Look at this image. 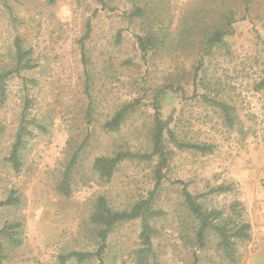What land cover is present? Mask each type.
Here are the masks:
<instances>
[{"label":"rangeland","instance_id":"obj_1","mask_svg":"<svg viewBox=\"0 0 264 264\" xmlns=\"http://www.w3.org/2000/svg\"><path fill=\"white\" fill-rule=\"evenodd\" d=\"M101 1L0 0V68L13 62L17 37L33 50L35 65L26 74L33 85L12 80L0 108V202L12 191L21 196L19 206L0 207V227L20 225L23 240L18 247L3 241L0 264L100 263H64L61 256L98 250L100 227L91 223L98 198L105 197L113 210H130L154 189L157 159L124 161L108 181L94 170V161L118 151H151L153 103L161 89H169L160 106L162 119H172L170 129L183 142L213 150L201 154L169 145L174 155L155 206L165 214L152 221L158 263L193 264L197 256L199 264H264V0H252L248 14L243 0ZM137 8L144 16L130 18ZM230 11L236 19L234 35L227 37L230 51L209 49L210 33L230 30ZM151 33L169 40L144 58L138 38ZM27 93L29 115L50 130L29 141L23 171L16 174L7 158ZM210 99L231 107L232 123ZM134 101L142 104L120 130L106 131L104 124ZM86 140L72 196L65 198L57 189L62 173ZM179 183L206 209L251 225V239L236 241L235 262L213 232L204 249L198 246V222ZM219 186L232 190L213 193ZM141 231L140 220L118 226L108 237L105 264H139Z\"/></svg>","mask_w":264,"mask_h":264},{"label":"trees","instance_id":"obj_2","mask_svg":"<svg viewBox=\"0 0 264 264\" xmlns=\"http://www.w3.org/2000/svg\"><path fill=\"white\" fill-rule=\"evenodd\" d=\"M6 1V0H5ZM56 0H49V3L54 4ZM101 1V0H99ZM246 5V13L248 14L249 8L252 4V0H243ZM104 3L103 1H101ZM105 5V3L103 4ZM108 6V5H105ZM144 9L137 8L133 11L130 18H141L144 16ZM246 18V17H245ZM245 18L243 20H245ZM228 20L230 30L225 27H218L209 36H207V42L209 49L222 48L226 51H230L231 47L228 44L227 37L234 35L233 24L236 22L235 12L230 11L228 16L225 17ZM91 34V25H88V31L82 41V50L85 54L84 42L89 39ZM140 50L145 57L149 52L156 51L159 45H166L169 40V35L161 34H148L146 36H140L138 38ZM14 58L12 63H6L0 68V108H3L8 101L9 83L16 79L21 78L25 88H28L29 84L35 82L26 76L27 73L32 71L35 67L33 64V50L27 48L21 38L15 39L14 45ZM85 63V60H84ZM264 87V82L261 84ZM172 90L173 87H169ZM169 89H161L155 96L154 109L156 111L155 124L152 128L151 139V151L142 154L140 152L133 151H118L113 156H101L97 157L94 161V170L99 174L102 180L108 181L116 173L119 165L127 160H141L152 161L158 160L155 171V186L154 189L148 194L146 198H143L132 205L130 210H113L110 208L108 201L105 197L98 198L95 206L94 213L91 217V223L100 227L97 235L100 239V245L97 251L84 252L73 251L67 255L61 256V260L65 263L68 260L75 259L78 263H83L93 258H97L100 263L105 264L104 256L109 248L108 237L110 234L120 225L129 223L132 221H141V238L142 247L139 249L137 259L139 264H149L151 258H154L155 264H159L156 258V249L152 241L156 236V232L153 228L152 221L155 218L164 216V211L157 209V196L160 188L162 187L166 179V169L173 158L174 151L169 149V145L179 150H192L201 154H208L212 152V146L201 143H187L179 139L176 132L170 129L169 125L172 119L164 121L161 116L160 99ZM26 103L24 109L19 118V123L16 128L15 135L13 136V142L10 147L9 157L7 158L12 170L16 174H21L24 167V151L28 148L30 140L37 138L39 135L47 134L50 130L47 122L43 119L33 117L29 115V110L32 106V101L26 94ZM211 103L219 108L226 116V120L232 123L231 107L222 101L210 99ZM142 102L134 101L124 104L114 116L104 124V128L108 132H116L120 130L127 118L137 110ZM93 112V103H90L88 107V116L91 118ZM1 123V120H0ZM232 126V125H231ZM0 130L1 126H0ZM89 140V139H88ZM88 140H86L81 148L75 151L66 165L64 172L62 173L61 181L58 185V191L61 196L70 198L72 196V185L74 179V173L77 168L82 151L85 148ZM182 195L184 202L187 205L191 218L198 222V228L196 231V241L201 249L206 247V242L209 233L213 232L219 236L222 242V247L226 252L228 259L232 262L236 261L235 244L237 240H250L251 239V225L245 222L242 217L238 223H233L224 217L222 212L210 211L205 208L204 204L199 201V197L193 195L188 191V186L184 183ZM232 188L230 186H219L213 189V193H227ZM21 204V196L17 194V191H12L8 198L0 202V207H13ZM237 206V205H236ZM238 209L234 208V211ZM242 210L240 209V212ZM241 214V213H240ZM241 216V215H239ZM21 226L18 224L6 223L0 227V262L3 259L2 254L4 251L3 241H7L15 246H21L23 243L20 237ZM193 264H199V257H195Z\"/></svg>","mask_w":264,"mask_h":264}]
</instances>
